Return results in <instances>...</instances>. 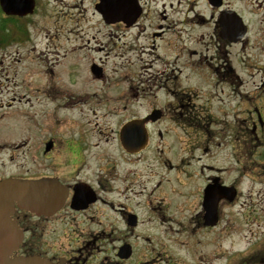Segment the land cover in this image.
Instances as JSON below:
<instances>
[{"label":"flooded vegetation","instance_id":"af4514ba","mask_svg":"<svg viewBox=\"0 0 264 264\" xmlns=\"http://www.w3.org/2000/svg\"><path fill=\"white\" fill-rule=\"evenodd\" d=\"M52 1L33 0L31 12L22 16L0 11L3 56L12 45L28 46L27 54L33 53V44L41 40L30 38L28 32L38 23H50ZM180 1L193 2L191 8L199 5L198 0H93L99 25L110 33L105 44L96 40L89 46L95 52L92 57L83 55L85 44L73 45L78 39L69 37L81 24L71 22L66 28L67 37L60 41L69 48L59 52L51 66L69 65L66 75L74 80L83 55L85 84L67 88L76 89L74 94L62 88L56 93V86L28 91H37L35 100L42 95L52 102L57 94L68 108L110 107L116 112L110 116L117 117L114 134L109 131L108 137L98 128L102 146L82 137L44 139L41 157L51 163L49 175H38L40 170L0 173V180L48 178L65 191L63 202L49 214L15 209L12 219L22 241L13 254L62 264H264V241L241 250H233L230 243L233 236L245 238L257 229L263 213L259 205L264 206V190L254 199L242 192L243 185L247 192L264 186V104L249 120V93L240 79L248 72L247 62L229 51L234 45L245 49L249 29L224 0H202L212 11L209 18H200L197 11V21L184 27ZM234 14L243 26L235 27L232 35ZM203 23L209 24V42L197 39V44L204 43V51L210 47L205 54L184 52L182 32ZM9 26L15 38L4 35ZM117 33L128 37L121 41ZM58 37L42 39L43 45L49 47ZM52 46L57 53L60 45ZM123 49L131 58L115 62ZM209 50L211 54H206ZM112 61L107 71L106 64ZM258 89L264 91V71ZM259 90L250 91L256 95L253 100L262 101L264 93ZM89 95L100 96L89 101ZM123 111L127 113L121 115ZM27 128L37 141L43 128L39 124ZM58 128L61 131L62 125ZM81 132L83 137L90 135L88 129ZM6 138L7 134L0 135V153L7 147L1 141ZM35 230L38 236L47 230L52 238L66 239L67 245L44 246ZM99 239V245H93Z\"/></svg>","mask_w":264,"mask_h":264},{"label":"rangeland","instance_id":"374dc122","mask_svg":"<svg viewBox=\"0 0 264 264\" xmlns=\"http://www.w3.org/2000/svg\"><path fill=\"white\" fill-rule=\"evenodd\" d=\"M52 1V0H50ZM225 4H228L231 9L236 10L243 21L246 23L248 31V44L242 51L239 46H232L229 48L231 55L238 54L241 61L247 64V73L241 75L242 79L249 93L248 98V115L249 120H251V115L255 118L254 110L255 108H261L264 104V96H262V101L253 100L252 98L256 95H251L250 91L259 90L258 87L261 85L263 71H264V0H224ZM198 7L191 8L194 3L180 1L183 7V14L181 16V22L188 28V25L192 21H197L195 13L198 11L200 18L208 19L209 13L212 12L210 8L202 0H198ZM93 0H53L48 7L50 13L54 16L49 24L38 23L35 28L28 32L30 38L35 40H41V43L35 42L34 50L31 55L27 54V47H17L12 45L6 49V55L3 56L0 49V127L7 126L5 128H0V135L7 134L8 138L2 140L3 144H6V148L0 153V173L15 175L16 173H31L40 170L42 173L38 175H49L51 172V163L48 160H44L41 157L42 153V142L47 140L55 139V137H72L77 140L84 138L90 143L98 142L100 146L103 142L100 141L98 135V128L100 130L106 131V134L110 135L109 131L113 132L116 124V116H110L113 112L110 107L107 109H94L93 106L80 104L79 106H74L72 108L64 107L61 102H66L59 99V95L55 102L44 101V97L39 95L38 100L41 104L38 105V100L33 99L37 91L29 90L33 87H57L55 92H59V88H62V92L66 93V89L70 86L77 87L82 83L85 84V79H83V70L85 66L86 59L82 57L87 53L89 56H94V50L89 47L94 43L101 42L108 31L107 27H102L98 23V17L93 11ZM197 5V4H196ZM36 21V20H35ZM34 21V22H35ZM71 22H78L80 28H74V32L69 35L71 39H78L75 44H85L83 47L84 54L81 56L80 62L81 66L76 68L74 80H70L68 75H66L69 65L54 68L51 65L56 64L52 62L54 57L63 50H67L69 43L60 41L67 37L66 28H69ZM207 22V21H206ZM191 31V29H185L182 32L184 44V52L186 50H196L198 53L205 54V51L210 46L207 45L204 51V43L197 44V39L203 42L207 41L206 34L210 31L209 24L203 23L197 26ZM111 33L114 34L112 30ZM3 32L0 28V40L3 37ZM53 34H58L59 41L49 42L48 45H43L42 39H50ZM120 40L125 41L127 37L122 36L120 33ZM201 34V35H200ZM204 34V35H202ZM4 35L15 38L14 31L12 27H8V30ZM200 35V36H198ZM95 36V39L92 37ZM86 40L90 42L86 43ZM82 41V42H81ZM60 45L57 49V53L52 45ZM87 44V45H86ZM194 44V45H192ZM3 52V51H2ZM123 52V53H122ZM211 54V51H207L206 54ZM242 55V56H241ZM130 53L126 52V49L121 50V54L114 59L115 62L126 63L129 60ZM66 59L59 58L60 62H65ZM111 66H113V61L106 64V70L108 71ZM238 74V71H237ZM239 75V74H238ZM240 76V75H239ZM107 80L105 77L101 83ZM100 85V84H98ZM30 87V88H28ZM25 88V89H23ZM74 94L76 90H70ZM241 91H244L241 89ZM41 93L42 91H38ZM78 92V91H76ZM259 93H264L263 90H259ZM258 93V94H259ZM52 93L51 97L53 98ZM89 95L88 100H95L93 98H98ZM31 98V100H29ZM67 100V99H66ZM10 104V106H7ZM60 105V107H57ZM231 106L234 107V102L231 100ZM243 107V101H241L240 108ZM60 110V111H59ZM132 112V111H131ZM116 113V112H115ZM127 111H123L121 115L126 114ZM264 113V110H263ZM4 114V115H3ZM3 115V116H2ZM105 116V117H104ZM124 117H121L123 120ZM31 124H39L43 130H40L38 140L31 138L34 131L32 128H27ZM22 125V131L20 127ZM62 125L61 131H59V126ZM7 128H9L7 130ZM88 129L90 135L86 137L81 136V131L83 129ZM30 131L32 133H28ZM114 132L111 134L113 135ZM45 137V138H43ZM47 137V138H46ZM59 138V137H58ZM82 140V139H81ZM1 143V144H2ZM39 146L40 150L36 151V147ZM264 150V149H263ZM39 156V157H38ZM34 180V179H33ZM242 186L243 194H250V197L254 199L255 193L257 191L263 192L264 186H256L252 191L247 192L248 187ZM244 199V197H242ZM262 198V194H260ZM18 209V208H17ZM20 210V209H19ZM259 210L263 213L262 217L256 223L257 229H253L252 233H246V237H232L230 243L233 250H241L245 247H252L258 242L264 241V206L259 205ZM104 216H107L104 214ZM245 230V229H244ZM47 230L41 232L38 236V230H35V236L38 238L40 244L44 246L52 245L56 249H61L63 245L66 244V239L59 238L57 235L55 237H50ZM53 236V235H52ZM99 240H95L93 245L98 246ZM93 241V240H92ZM108 241V240H107ZM153 240V246H156ZM156 248V247H154ZM37 256V255H35ZM45 258V257H42ZM47 259V258H46Z\"/></svg>","mask_w":264,"mask_h":264},{"label":"water","instance_id":"95a60500","mask_svg":"<svg viewBox=\"0 0 264 264\" xmlns=\"http://www.w3.org/2000/svg\"><path fill=\"white\" fill-rule=\"evenodd\" d=\"M7 15H24L32 8L26 0H0ZM119 5L122 7V3ZM101 13L108 20L105 13ZM240 19H231V25L240 28ZM227 27L225 26L224 29ZM65 191L56 181L4 179L0 181V264H53L39 257H10L21 241V232L11 219L14 207L35 214H49L64 200Z\"/></svg>","mask_w":264,"mask_h":264}]
</instances>
